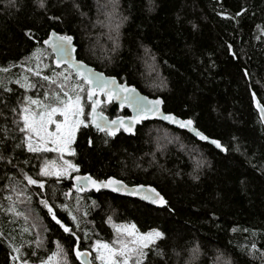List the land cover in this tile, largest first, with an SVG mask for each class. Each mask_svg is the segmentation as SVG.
Returning <instances> with one entry per match:
<instances>
[{"label": "trees", "instance_id": "16d2710c", "mask_svg": "<svg viewBox=\"0 0 264 264\" xmlns=\"http://www.w3.org/2000/svg\"><path fill=\"white\" fill-rule=\"evenodd\" d=\"M241 8L246 11L237 16ZM52 30L74 38L78 58L148 96H161L165 111L193 119L226 151L159 120L114 137L81 127L72 143L77 173L152 184L169 205L159 208L106 190L65 197L74 173L59 183L56 177L39 176L47 156L27 150L12 111L24 95L42 97L43 89L25 92L15 83L21 62L36 68V61L26 60L36 48L47 49L41 74L66 67L56 68L43 44ZM0 68L9 69L0 71V264H15L10 244L23 245L22 257L38 264L56 251V242L68 253L69 264H79L72 251L75 237L52 221L41 199L76 231L80 250L114 239L106 222L111 217L116 225L165 233L157 242L163 258L149 253L146 264H264V120L253 102L255 94L264 107V0H47L43 10L35 0H0ZM30 79L47 86L39 77ZM83 102L89 111L86 96ZM100 109L111 118L130 114L115 102ZM155 137L162 138L160 147ZM24 173L44 180V189L28 185ZM13 187L23 192L19 199L24 202L16 207L29 216L27 222L6 212L11 203L6 197L17 199ZM61 204L77 216L78 228L57 207ZM24 227L30 231L22 232ZM37 235L44 243L32 256L35 245L28 242ZM193 249H198L195 255Z\"/></svg>", "mask_w": 264, "mask_h": 264}, {"label": "snow or ice", "instance_id": "6c2138e0", "mask_svg": "<svg viewBox=\"0 0 264 264\" xmlns=\"http://www.w3.org/2000/svg\"><path fill=\"white\" fill-rule=\"evenodd\" d=\"M115 0H113V3ZM9 3H14V0H9ZM36 6L39 9L47 8V0H35ZM76 7V5H73ZM246 10L241 8L240 12L236 15L239 16ZM53 20H59L60 17H50ZM259 27V26H258ZM30 35V30L25 33ZM73 37L70 35H59L55 32L51 33L47 39L43 40V44L51 48L55 54L54 61L56 68L61 64L66 65L64 71L57 72L52 70L53 74L41 75L40 66L42 58L45 56L47 49L36 48L30 57L26 60L36 61V68L33 69L30 65L21 62L19 67L23 69L20 76L16 79L15 83L20 88L25 89L27 92L30 89L41 88L43 89L42 97H33L29 95L23 96V103L17 110L13 108L12 111L17 113L18 120H14L17 130L23 134V142L27 150L32 153L43 152H56L60 153L59 159L62 161L56 164L55 161H45L39 166V176L42 177H56L57 183L61 177H68L70 172L78 171L79 166L72 163L70 160L63 159L65 152L75 155L74 149L71 145L76 139L77 131L81 128L89 126L95 128L98 132L104 133L107 137H114L120 129L124 132L131 133L133 125L149 116H159L165 121H169L178 125L180 128H186L189 131L204 141L210 138L198 131L193 127L191 119L183 120L173 114H164L160 110L163 101L159 98L148 100L147 97L139 96L134 87L126 84H118L113 77H104L102 73H96L91 68H88L83 62L77 61L72 58L71 50ZM231 52V45L228 46ZM13 67L17 65H12ZM44 67H48L47 64ZM0 71L8 72V68H0ZM30 76L39 77L42 81L47 82V86L43 83H34ZM73 77L75 82H73ZM5 91L11 89L5 88ZM103 94L104 99H101ZM90 102L91 111L85 110L84 99ZM113 100L119 101L120 106L123 107L127 104L132 108L135 115L127 118L117 117L109 120L104 116L102 111H98L101 104L111 103ZM253 102L259 109L261 119L264 120V107H262L256 100L253 94ZM130 123H126L125 121ZM107 143V141H105ZM92 141L89 139V144ZM210 143L215 145L216 148L225 150L220 141L211 139ZM20 147V145H17ZM2 158V157H0ZM24 180L28 185H36L39 189H44L45 181L41 179H34L27 173L23 174ZM75 181L72 188L79 194L85 191L86 188H94L99 190L101 188H110L113 192H129L131 195L139 196L142 200L148 201L153 205L161 207H168V200L155 188L145 185H137L131 190L123 181L108 177L105 180L93 179L91 175L74 176L71 177ZM16 193V200L12 196H7L6 199L11 201L7 213L13 214L15 217H23L25 222L28 221L29 216L24 212L17 210V203H23L19 199L23 192L16 191L15 187L12 189ZM65 197L71 195V190L64 193ZM30 202V197L26 198ZM45 209L47 214L51 217L52 221L63 230L64 233L70 237H75L74 252L75 259L79 264H93V259L89 257L95 253L94 260L99 261V264H146L149 253L158 255L163 258L164 253L158 247L157 242L165 238V233L159 229L152 228L147 232H140L135 224L116 225L112 223V218L109 217L106 221L110 223L114 229V239L111 242H104L96 240L90 245V250L81 251L79 247L80 237L76 231L73 230L67 223L58 218L54 211V206L50 205L47 199L39 201ZM77 211L80 210V197L77 195ZM95 204V202H93ZM57 207L67 212L70 220L79 227V221L76 215L69 209L68 204H61ZM171 211V209H169ZM87 215V212L84 213ZM32 228L36 227L35 224L31 225ZM235 231V229H233ZM29 227H24L22 232H29ZM47 231V229H45ZM2 235V233H0ZM87 236V233H85ZM44 241L37 235L34 241H29L28 244L35 245L31 251L32 256L37 255L36 249L43 246ZM12 252L15 253L11 259L15 264H35L25 259L21 255V245L17 247L10 244ZM251 249L256 250L255 243L252 244ZM193 255L198 252V249L192 250ZM38 264H69L68 253L64 250L63 246L56 242V251H53L46 259H40ZM225 264H230V261H225Z\"/></svg>", "mask_w": 264, "mask_h": 264}, {"label": "water", "instance_id": "95a60500", "mask_svg": "<svg viewBox=\"0 0 264 264\" xmlns=\"http://www.w3.org/2000/svg\"><path fill=\"white\" fill-rule=\"evenodd\" d=\"M53 32H55V33H57V34H59V35H69V34H61V33L57 32V31H55V30H52V31L49 33V35H50L51 33H53ZM49 35H48V36H49ZM70 36H71V35H70ZM47 38H48V37H47ZM47 38H46V39H47ZM72 46H73V50H71V56H72V58L75 59V60H77V61H81V62H83V64H85L88 68H91L94 72H96V73H102L104 77H113V78H115V80H116V82H117L118 84H126V85H129V86H131V87H134V88L136 89V92H137V94H138L139 96L147 97L148 100H154V99H157V98L161 99V100L163 101V103H162L161 106H160V110H161V112H163V113L166 114V115H167V114H173V115H175V116H177L178 118L183 119V120L191 119V118H183V117H181V116H179V115H177V114H175V113H173V112H167V111H165V110H164V99H163L161 96H158V97H151V96H148L147 94H145V93H143L142 91H140V89H138L136 86H134V85H132V84H128L127 82H121L116 76L108 75V74H106L104 71L98 70V69H96L94 66L88 64L86 61H84V60L78 58V55H77V45H76L75 42H74V38H73V41H72ZM46 47L52 52V50H51L50 47H48V46H46ZM52 54H53V60H52V61H53L54 66L56 67V65H55V63H54V61H55V59H56V56H55V54H54L53 52H52ZM64 66H66V65L61 64L59 68L64 67ZM101 99H102V100L104 99L103 94H101ZM112 102H115V103L118 105V107H119L120 110H123V109L126 108V109L129 111L130 114H128V115H126V116H123V115H122V116H116V117L111 118V117H109L108 115H106L105 113H103L104 116H106L109 120L115 119V118H117V117L127 118V117H131V116L135 115V113L133 112L132 108L129 107L127 104H125L123 107H121L119 101L113 100ZM100 106H101V105H100ZM100 106H99V108H98V111H102V110L100 109ZM89 111H91V108H90ZM152 120H159V121H162V122H164V123H166V124H168V125H170V126H173V127L177 128V129H180V130H183V131H187L188 133H190L191 135H193L196 139L200 140V139L194 134V132L189 131V130L186 129V128H180L178 125L173 124V123H171V122H169V121H165V120L161 119L159 116H149L148 118L143 119V120H141V121L135 123V124L133 125V131H132L131 133L124 132L123 129H120V130L117 132V134H119L121 131H122L123 133L127 134V135L135 134L138 125L142 124V122H144V121H152ZM191 120L193 121V127H194L195 129H197L198 131H200V132H202L203 134H205L206 136H208L206 133H204L202 130H200L198 127H196L195 122H194L193 119H191ZM125 122H126V123H130V122L127 121V120H126ZM117 134H116V135H117ZM208 137L210 138L208 141H204V140H200V141L205 142V143H208V144H210V145H212V146H214V147H215V145L211 144V143H210V140H211V139H215V140L220 141L219 139H216V138H213V137H210V136H208ZM220 143H221L222 147H223L225 150L222 151L221 149H218V148H216V147H215V148H216L217 150H219V151L225 152V151H226V147L222 144L221 141H220ZM84 175H90V174L76 173V174H74L72 177H74V176H84ZM91 176H92V175H91ZM92 177H93V176H92ZM111 177L123 181L124 184L127 185V187H128L129 190H131L132 188H134V187L137 186V185H145L146 187H147V186H151V187H155V188H156V189H157V190H158V191L164 196V194H163V193H162V192H161L156 186H154V185H152V184H143V183H139V184H128L126 181H124V180H122V179L116 178V177H114V176H111ZM93 179H97V178L93 177ZM106 179H107V178H106ZM97 180H105V179H97ZM73 183H75L74 180H72V185H73ZM70 190H71V194L75 191L74 188H71ZM100 190H106V191L113 192L110 188H101V189H99V190H96V189H94V188H90V187H88V188L85 189V191H87V192H90V191H96V192H97V191H100ZM113 193L118 194V195H121V196H126V197L135 198V199H138V200H140V201H142V202H144V203H147V204H150V205H152V206H155V207H159V208H161V206L153 205V204H151V203L148 202V201L142 200L139 196L131 195V194H130V191H129V192H125V191H122V192H113ZM164 197H165V196H164ZM165 198H166V197H165ZM85 250H88V249H84V250H81V251H85ZM89 258L92 259V256L89 257ZM93 264H95L94 261H93Z\"/></svg>", "mask_w": 264, "mask_h": 264}, {"label": "rangeland", "instance_id": "374dc122", "mask_svg": "<svg viewBox=\"0 0 264 264\" xmlns=\"http://www.w3.org/2000/svg\"><path fill=\"white\" fill-rule=\"evenodd\" d=\"M61 71H64V70H61ZM58 72H60V71H58ZM41 75L43 76V74H41ZM73 82H75V80H73ZM155 138H156V137H155ZM161 139H162V138H156V141L158 142L157 144H155L156 147H160L159 143H162V142H161V141H162ZM71 147H72V145H71ZM72 149H73V148H72ZM44 154L47 156V158L44 159V160L42 161V163H44L45 161H55L56 164H60V163H62V161L59 159V157H60V155H61L60 153H56V152H44ZM71 156H72V155H71L70 153L65 152V153L63 154V159H65V160H70V161L73 163ZM72 173L76 174L77 171L70 172V173H69V176H70ZM41 177H42V176H41ZM119 225H123V224H119ZM92 256L94 257V256H95V253H93ZM98 262H99V261H98Z\"/></svg>", "mask_w": 264, "mask_h": 264}]
</instances>
